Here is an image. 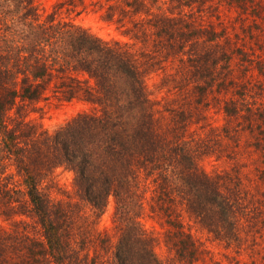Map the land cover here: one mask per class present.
Instances as JSON below:
<instances>
[{
  "label": "trees",
  "instance_id": "obj_1",
  "mask_svg": "<svg viewBox=\"0 0 264 264\" xmlns=\"http://www.w3.org/2000/svg\"><path fill=\"white\" fill-rule=\"evenodd\" d=\"M227 1L238 11V19L251 22L245 28L256 35V40L248 47L238 32L232 42L234 38L226 26L219 29L202 17L182 18L180 12L175 15L168 11L165 1L107 0L111 11L129 6L133 13L143 15L141 19L130 15V22L139 29L127 34L147 41L143 54L151 66H145L139 59L142 51L132 53L120 41H105L73 23L56 21L52 14L40 18L35 0H0V216L29 214L42 232L39 239L24 235L23 240L30 243L25 257L11 264L25 260L38 264L106 263L98 255L89 260L88 252L109 244L112 236L100 238L93 219L89 232L80 234L84 241L79 242L70 233L67 214L59 213L43 189L44 182L61 165L74 173L77 194L90 205L96 218L104 211L108 198H115L118 237L115 245L106 247L112 253L109 264L164 263L156 257L152 239L139 219L138 177L142 172L157 179L160 202L167 198L171 203L181 201L215 235L237 238V209L234 199L226 194L235 190L227 185L229 192H225L221 180L226 176H212L201 167L206 152L197 140H187L180 132L184 138L175 135L180 141H174L158 130L164 125L156 117L157 108L145 84V73L158 67L152 66L158 64V58L174 62L186 52L197 61L191 71L195 81L187 83L189 91L201 96L220 77L217 63L222 62L224 68L240 54L249 56L246 60H251V65L250 57L260 49L258 55L262 52L264 56V0ZM196 2L177 0L176 4L179 8L193 7ZM221 39L230 45L221 48ZM254 43L260 44L258 51ZM203 58L210 62L203 64ZM54 72L62 78L61 93L67 100L82 97L96 107L95 112L79 113L49 132L30 116ZM184 86L177 81L178 90ZM240 109L234 102L227 104L224 112L233 116ZM233 179L229 181L235 184ZM171 214L167 213L168 222L174 229L168 240L176 254L174 261L192 264L197 248ZM1 247L0 264H6L2 241Z\"/></svg>",
  "mask_w": 264,
  "mask_h": 264
},
{
  "label": "rangeland",
  "instance_id": "obj_2",
  "mask_svg": "<svg viewBox=\"0 0 264 264\" xmlns=\"http://www.w3.org/2000/svg\"><path fill=\"white\" fill-rule=\"evenodd\" d=\"M160 1H165L164 7L166 6L173 14L180 12L182 18L202 17L207 21H213L219 29L222 25L226 26L230 36L234 38L232 42L237 39V32L243 36L247 47L248 43L256 40L254 37L256 35H250L245 28L251 22L238 19V11L228 4L227 0H197L193 7L181 8H179L180 4H176L177 0ZM35 3L40 18L52 14L56 21L73 23L105 41H120L132 53L135 50L142 51L139 54L140 61L145 66H151V61L143 54L147 41L142 38L134 39L127 34L132 29H139V26L134 27L130 22V15L133 19L143 18L141 13H133L131 7L125 6L111 11L112 7H109L107 0H35ZM183 14L185 15L182 16ZM230 43L226 39H221L222 45L219 46L228 47ZM257 45L260 44L254 43L253 46L258 51ZM149 47H152L151 50L154 48ZM261 50L256 52L255 56ZM246 51L248 54L251 52ZM262 54L261 52L257 57L251 56L250 58L253 59L251 65H248L251 60H246L249 56L240 54L235 55L224 68L222 62L217 63L220 77L213 88L201 96L189 91L190 87L187 83L188 80L195 81L191 71L197 61L196 58L187 56L186 52L181 53L174 62L166 61V58H158L156 62L158 64L152 65L158 67L153 70L148 69L145 73L146 90L155 103L154 108H157L156 117L161 119L164 125L157 127L158 130L163 134H169L174 141H180L176 138H184L185 134L187 140L195 139L199 142L200 149L206 152L200 161L201 167L212 176L218 174L226 176V179L221 180L225 192H229L225 188L227 185L229 189L235 190L233 194H226L230 199H234L239 225L236 239L220 238L199 222L181 201L171 203L167 198L164 199V203L160 202L157 179L142 172L138 177L141 193L139 219L147 237L152 239L156 257L163 261V264H177L174 261L176 254L168 240L169 232L174 229L168 222L169 211L172 213L171 216L176 218L174 220L181 223L184 232L191 236L197 248V257L192 264H264V56L261 57ZM208 59L203 58L202 63L205 64ZM258 66L263 70L260 71ZM61 79L59 74L54 72L44 96L36 104L35 111L30 116L49 132L55 131L79 113L95 112L96 106L82 97L67 100L61 93L63 87ZM177 81L185 84L183 90L177 89ZM234 102L241 108L240 111L233 116L226 115L224 107ZM180 132L183 135H179ZM175 135L179 136L175 138ZM9 171L11 172L12 169L9 168ZM231 177H234L235 184L229 181ZM43 186L59 213L67 214L70 233L77 236L79 242L84 241L83 235L89 232L93 219L94 222L96 221L98 231L101 232L100 238L106 235L112 236V242L103 243L97 251L93 247L88 252L89 260L98 255L99 259H104L105 264H109L112 253L111 249L106 247L115 245L118 237V227L114 222L115 198L112 195L108 198L104 211L96 218L90 205L77 194L74 173L64 165L56 167ZM1 207L3 209L5 206ZM8 217L5 213L0 216V241L4 251L2 256L7 257L6 264H11L25 257L23 255L30 243L28 240H23L24 235L39 239L42 232L35 218L29 214ZM19 250L22 251L20 255ZM16 264L38 263L25 260Z\"/></svg>",
  "mask_w": 264,
  "mask_h": 264
}]
</instances>
